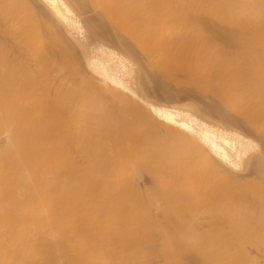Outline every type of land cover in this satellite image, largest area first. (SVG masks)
<instances>
[{"label": "bare ground", "instance_id": "obj_1", "mask_svg": "<svg viewBox=\"0 0 264 264\" xmlns=\"http://www.w3.org/2000/svg\"><path fill=\"white\" fill-rule=\"evenodd\" d=\"M51 4L0 0V264H264V0Z\"/></svg>", "mask_w": 264, "mask_h": 264}, {"label": "rangeland", "instance_id": "obj_2", "mask_svg": "<svg viewBox=\"0 0 264 264\" xmlns=\"http://www.w3.org/2000/svg\"><path fill=\"white\" fill-rule=\"evenodd\" d=\"M93 11V10H92ZM88 12H90V11H88ZM94 13V14H93ZM95 13H97L95 10L93 11V12H90V13H87V11L85 12V13H83V16H85V17H89V15H90V17L91 18H93L92 16H95ZM92 14V15H91ZM86 15H88V16H86ZM152 15V14H151ZM83 16H81V17H83ZM85 17H83V19H85ZM152 17V18H151ZM149 16V18L150 19H155V18H153V16ZM86 20V19H85ZM154 88H156V87H154ZM185 89V88H184ZM153 91H157V89H155V90H153ZM158 91H160V90H158ZM159 94H160V92L158 93V92H154V95L156 96V97H159ZM181 101L182 102H191V101H195V102H197V101H199L200 102V100H198L199 98H201L202 97V94H200V93H198V92H183L182 94H181ZM202 99L204 100V97H202L201 98V101H202ZM205 101H203V103H204ZM201 104H202V102H201ZM204 116L206 117V119H208V120H212V121H220V118L219 117H217L215 114H204Z\"/></svg>", "mask_w": 264, "mask_h": 264}, {"label": "snow or ice", "instance_id": "obj_3", "mask_svg": "<svg viewBox=\"0 0 264 264\" xmlns=\"http://www.w3.org/2000/svg\"><path fill=\"white\" fill-rule=\"evenodd\" d=\"M44 4L47 8H51L52 4H51V0H44ZM195 22V21H194ZM251 143V142H250ZM261 147H264V141L261 142ZM234 169L239 170L238 165L233 164L231 165ZM258 179L261 180L262 183H264V175H262L261 177H258Z\"/></svg>", "mask_w": 264, "mask_h": 264}]
</instances>
